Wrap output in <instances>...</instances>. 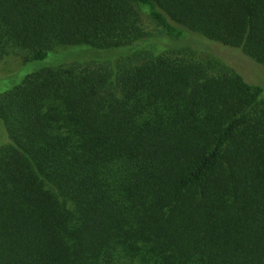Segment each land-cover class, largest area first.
Returning a JSON list of instances; mask_svg holds the SVG:
<instances>
[{
	"label": "trees",
	"instance_id": "1",
	"mask_svg": "<svg viewBox=\"0 0 264 264\" xmlns=\"http://www.w3.org/2000/svg\"><path fill=\"white\" fill-rule=\"evenodd\" d=\"M183 28L264 65V0H0V60L68 54L0 94V264H264L262 88Z\"/></svg>",
	"mask_w": 264,
	"mask_h": 264
},
{
	"label": "rangeland",
	"instance_id": "2",
	"mask_svg": "<svg viewBox=\"0 0 264 264\" xmlns=\"http://www.w3.org/2000/svg\"><path fill=\"white\" fill-rule=\"evenodd\" d=\"M142 26L143 28L151 33L157 34L160 31V27L156 25L145 13L142 14ZM182 35L180 38H173L167 36L168 40H155V48L163 49V46H179L187 44L189 40L193 43L199 44L195 50H186L183 55L191 56L196 59H206L211 56L222 62L231 70L240 74L247 82L257 84L262 88V95L264 96V65L256 63L254 60L246 56L240 48H234L226 46L222 43L212 41L206 37L191 32L187 29H182ZM202 46L199 47V46ZM75 48L80 47H68L67 52L73 54ZM203 49V50H200ZM125 50V49H123ZM153 52L159 53V50L152 49ZM64 55L61 53L48 52V55L41 60H32L23 63L20 54H9L4 56L0 60V94L10 89L14 85L20 83L24 76L27 74L47 66H56L57 64L63 62L65 59ZM69 56L66 57V59ZM1 135V128H0Z\"/></svg>",
	"mask_w": 264,
	"mask_h": 264
}]
</instances>
